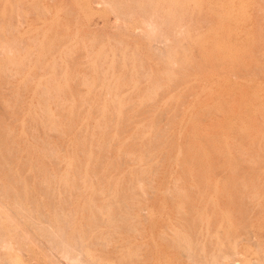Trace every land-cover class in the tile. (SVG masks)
Returning a JSON list of instances; mask_svg holds the SVG:
<instances>
[{
	"label": "rangeland",
	"instance_id": "obj_1",
	"mask_svg": "<svg viewBox=\"0 0 264 264\" xmlns=\"http://www.w3.org/2000/svg\"><path fill=\"white\" fill-rule=\"evenodd\" d=\"M263 60L264 0H0V264H264Z\"/></svg>",
	"mask_w": 264,
	"mask_h": 264
},
{
	"label": "bare ground",
	"instance_id": "obj_2",
	"mask_svg": "<svg viewBox=\"0 0 264 264\" xmlns=\"http://www.w3.org/2000/svg\"><path fill=\"white\" fill-rule=\"evenodd\" d=\"M124 7V6H123ZM258 10V9H257ZM259 12V11H258ZM263 19V18H262ZM210 21V20H209ZM209 23V22H208ZM211 25V24H210ZM207 28V27H206ZM216 35V34H215ZM213 49V48H212ZM256 50V49H255ZM254 55H255V53H254ZM264 61V60H263ZM255 69H256V67H255ZM258 72V71H257ZM263 75V74H262ZM263 81V80H262ZM263 83V82H262ZM60 86V85H59ZM46 104V103H45ZM44 105V104H43ZM49 111V110H48ZM47 111V112H48ZM44 112H46V111H44ZM48 114V113H47ZM50 116V115H49ZM151 125V124H150ZM146 131V130H145ZM238 131V130H237ZM150 132V131H149ZM238 133V132H237ZM259 138V137H258ZM261 138V137H260ZM145 139V138H144ZM241 140V139H240ZM245 140V139H244ZM221 141V140H220ZM145 142V141H144ZM151 144V143H150ZM223 145V144H222ZM153 146V145H152ZM257 146V145H256ZM150 148V147H149ZM153 148V147H152ZM151 148V149H152ZM228 148V147H227ZM226 149V148H225ZM138 150H139V148H138ZM145 150V149H144ZM149 150V149H148ZM225 151V150H224ZM221 152V151H220ZM147 154V153H146ZM261 154H262V152H261ZM262 156V155H261ZM264 156V155H263ZM88 160V159H87ZM146 160V159H145ZM260 160V159H259ZM73 161V160H72ZM67 162V161H66ZM152 162V161H151ZM136 163V162H135ZM73 164V163H72ZM262 164H263V162H262ZM255 169V168H254ZM134 170V169H133ZM76 171V170H75ZM128 172V171H127ZM168 191V190H167ZM168 193V192H167ZM171 198V197H170ZM221 256V255H220ZM79 257V256H78Z\"/></svg>",
	"mask_w": 264,
	"mask_h": 264
}]
</instances>
